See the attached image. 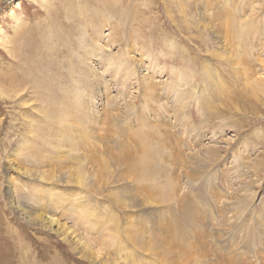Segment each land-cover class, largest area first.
Masks as SVG:
<instances>
[{
    "label": "rangeland",
    "instance_id": "obj_1",
    "mask_svg": "<svg viewBox=\"0 0 264 264\" xmlns=\"http://www.w3.org/2000/svg\"><path fill=\"white\" fill-rule=\"evenodd\" d=\"M225 1L182 0L187 10L193 8L196 17L202 14L206 16L205 20L192 26L186 22L178 0H0V81L4 78L2 83L7 87H20L26 102L25 107H21L0 98V264H51L54 257L62 264H93L94 259L78 255L71 244L58 234L39 227L30 219L33 218L32 215L20 213L9 193L12 187L22 198L25 197L24 201H20L23 206L34 204L30 200L34 194L45 196L40 192L34 193L33 184L25 178L24 170L16 163L12 166L9 159H12V154L18 149L20 142L22 145L25 137L28 140L31 138L30 149L39 151L38 154L45 151L42 136L45 134L46 137H51L53 130L44 122L47 119L42 112L43 105L38 97L33 96L31 87L34 82L41 81L39 84L45 96L55 94V99L61 100L62 96L64 98L63 88H74L72 77L76 70L75 58L83 53L82 42L79 40L85 36L88 41L93 37L101 38V44L99 42L98 45L89 46L94 49H90L91 53L95 52L91 56L92 68L97 76L93 78V82L98 80L90 97L93 102L89 117L92 122L98 120L99 125L88 130L91 134H88L90 139L87 138V146H72L77 152H69L67 147H58L55 143L53 145L59 149L48 152L45 164L66 159L65 156L71 154L76 158L64 164L53 162V165L41 168V171L49 173L63 166L72 169V183L56 185V197H66L68 194L66 198L70 200L63 202L60 208L74 204L80 210L76 208L67 212L59 208L57 218L77 233L90 236L98 243L97 249L102 253H106L107 248L114 245L115 241H120L122 244L119 248L124 249L121 250V259L119 255L117 258L120 264H172L173 260V264H222L220 259L225 258V264L236 263L238 259H241L238 262L242 264H264V92L257 88L259 93H252V86L247 87L245 80L240 79L234 69L218 58V53L224 54L223 48H219L220 44L201 39L208 26L210 38L220 41V37L215 36L216 29H220L232 18L241 28L245 22L255 23L253 29L259 30L261 35L260 44L253 54L256 61L251 60V68L252 74L257 76L255 78L264 79V47L261 45L264 43V0H230L228 6ZM80 28L83 29L82 34ZM47 29H51L50 32ZM231 38L230 42L234 45L230 48L234 54L244 55L238 39L233 36ZM14 49L22 54L21 59L13 57ZM124 51L131 52L132 57H123ZM133 58L137 59L135 61L142 59V64H135L138 73L152 72L153 85H157L156 94L168 105L166 109L156 104L150 110H144L147 126L140 123V110L137 111L143 104L139 77H136L135 82L129 80L126 84L113 67L120 63L119 60L126 63L127 60L133 61ZM174 68H177V73L173 72ZM124 69L126 67L122 72ZM211 71L216 72L212 73L216 80L211 82L210 87H201L202 91H199L204 104L202 114L197 104L184 100L185 96L182 97L183 101L167 93L166 82L182 77L188 83L193 82V91L199 90L198 84L199 87L202 86L206 76L203 74ZM7 77L9 84L6 83ZM109 83L114 84V87ZM131 83H135L134 88H131ZM124 84L128 86L124 87ZM127 87L130 88L127 90ZM189 87L191 91L192 88ZM28 95H32V98H28ZM51 106L45 108L50 112L47 111L49 115L57 107ZM29 121L33 122L29 124ZM28 125H33L37 134H29ZM140 127L148 133L152 130L154 144L149 145V149L153 147L165 150L158 165L167 168L171 179L175 178L184 188L179 196L185 197L194 205L197 204L204 218L203 227L196 228L183 223L179 230H175L176 224L170 223L171 213L166 211L168 204L159 200L156 192L171 179L166 180L163 177L159 181L150 178L140 184L137 179L139 176H133L137 173L135 170L130 172L129 165L125 162L119 165L114 158L110 159L108 151L120 155L131 152L140 156L143 150L148 149L140 142L137 134ZM170 133L175 134L176 141L167 139ZM197 134L204 137V145L207 144L213 150L212 154H208L205 147L202 153L196 150L199 148V144L195 142ZM214 134L216 138L212 139ZM178 139L185 141L184 144H179ZM210 140L213 142L210 143ZM173 152L175 154L172 155ZM178 154L183 159L177 161L174 157ZM84 174L95 185L90 188L81 186L78 177ZM110 175L111 179L108 178ZM148 191L150 192L147 193ZM127 193L138 197L136 201L142 204L140 208L129 211V215L122 208V204L117 205V197ZM144 198H149L150 203L145 204ZM104 206L122 213V216L115 213L113 217L121 223L120 234L113 231L115 224L112 222L104 224L106 230L101 227L98 229V220L110 217L104 213ZM90 208V214H84ZM174 208L177 209V205ZM156 210L161 211L162 215H156ZM149 212H153L152 215H148ZM153 217L158 218L162 228L171 230L169 228L172 227V231L164 229L163 233L158 232L151 236V232L158 229L154 220L150 222ZM144 223L155 225L145 229L146 240L151 236L154 242L150 251L133 240L135 233L144 230ZM185 231V234L180 235ZM248 231L252 233V243L249 242ZM198 233L203 235V239L197 238Z\"/></svg>",
    "mask_w": 264,
    "mask_h": 264
},
{
    "label": "bare ground",
    "instance_id": "obj_2",
    "mask_svg": "<svg viewBox=\"0 0 264 264\" xmlns=\"http://www.w3.org/2000/svg\"><path fill=\"white\" fill-rule=\"evenodd\" d=\"M169 1H176V0H169ZM178 1H179V4H181V12L184 14V16L186 18V22H189L190 24H192V26L193 25L195 26L198 22H201V21H203V20L206 19V16H204L203 14L200 17H196L194 15L193 8H191L190 10H187L186 9V6L184 5V3H182V0H178ZM89 2H90V0H89ZM225 2H226V5L227 6L230 4V0H226ZM71 6L68 5V7H71ZM86 6L88 7V5H86ZM75 10H76V13H77V9H75ZM88 10L90 11V9H88ZM101 11H104V10H101ZM78 12H79V10H78ZM77 16L78 15H76V17ZM85 16H86V14H85ZM106 17H107V15H106ZM77 19H79V16H78ZM83 21H82V23L84 24ZM41 22H42V20H41ZM46 23H45V25H46ZM236 23H237V21L234 18H232L230 20V22H228L227 24H225L226 26L223 25L222 27H220V29L219 28L216 29L217 32H215L216 35L215 34L214 35L220 37V41H218V42H216V40L210 38L211 36L209 34V31H207V28H209L208 26H207V28H205L201 39L204 40V41H209L210 43H212V41H215L214 44H220L219 48L220 47L223 48L222 50H223V53L224 54L218 53L217 54L218 58H220V60H222L227 65H229L232 69H234L237 72V74L240 76L239 78L245 80V82H246L245 84H246L247 87L249 86V88H251V86H252V88H253L252 93H254V94L255 93H259V90L258 89H260V88L264 92V86L262 85L264 83V79L263 78H255L257 76H255L254 74H252L253 70L251 68V65H252L251 60H254L253 59L254 51L257 48L258 44H260V35H261V33L259 32V30L258 31H254L255 29H253V26H255L254 25L255 23H253V22L252 23H247V24L245 22V25L242 28L239 27V25H237ZM261 23H262V21L260 22V24ZM257 24H258V22H257ZM47 26H49V25L47 24ZM80 27H82V26H80ZM95 27H96V25H95ZM97 27H99V26H97ZM112 28H113V26H112ZM115 28H117V27H115ZM47 30H49V29H47ZM50 30H49V32H50ZM81 30H83V29L80 28V34H82L81 33ZM86 34H88V31L86 32ZM232 36L235 37L236 39H238V42L243 47L242 50L244 51V55H235L234 52H233V50H232V48H230V47H232L234 45V44L232 45V43L230 42V39H229ZM77 37H79V36H77ZM85 37H87V36H85ZM85 37H82L81 40H79V38H78V40L82 42V46H83V48H81V47H79V48L84 49V50L82 51L83 53H79L76 56V58H75L74 65H75L76 70H75V76L72 77V85H74V88L72 90L69 89V88H63L62 92H64V98L62 96V99L61 100L55 99V98H53V96L55 94H53V96H51V95L45 96L44 92H42L41 84H39L41 81L39 83L38 82H34V84L31 87V89L34 92L33 96L35 95L36 97H38L39 98V101L43 105V108H42L43 111L42 112L45 114L46 119H47V122L46 121H44V122L45 123H48L49 127L52 128V130H53L52 131V134L53 135L52 136L49 135L51 137L48 138V136L46 137L45 134H43V136H42L44 138L43 139L44 141L42 143H43V147H45V151L44 152L41 151L38 154L39 151H33L32 149H30L29 146L31 145L30 144L31 143L30 142V139L31 138H29V140H28V139H26L27 137H25L22 145H20L21 144V142H20L18 149L15 150V152L12 154V156H11L12 159H9L10 162L12 163V166H14L15 163H16V164H18L20 166V169L24 170V172H25V174H24L25 178L28 179V180H30V182H32L31 184H33L32 185V187H33L32 190L35 191L34 193H39L40 192V193H42L45 196H37V195L34 194L30 200H31L32 203H34L33 205L36 206V207H32L33 205H30V204H28V205L26 204L24 206L21 204L20 201H24V198L25 197L22 198L21 197L22 195L20 196L19 193H18V191H15L14 190L15 188L13 189L11 187L9 193H10L11 198L13 199V202H14L16 208L18 209V211L20 213H22L23 215H28V214L29 215H32L33 218H30V219L33 220L36 224H38L39 227L50 229L53 232H55L56 234H58L64 241H66L69 244H71L72 249L78 255H81L82 257H86L88 259H94L93 264H120L119 262H117V258H118V255H119V257L121 259V254H122V251L121 250H124L122 248L121 249L119 248V245L122 244L120 241H115L114 245L109 246L107 248L106 253L105 252L102 253V252H100L97 249L98 243L95 240L91 239L90 236L89 237H86V236H83L80 233H77L76 230L72 229V227L67 226V224L62 223V221L57 218V216H56V214H58L57 210L63 205V202H65L66 200L69 201L70 198H66L68 196V194H66V197L65 196H59V195H58L59 197H56L57 196L56 195V190H57V186L56 185H60V184H63V183H66V184L72 183V177H73V175H72V169L63 166V167H60L59 169H57V171L56 170H53L50 173L49 172H46V171H41V168L42 167H44L46 165H49V166L50 165H53V164H51L53 162H58V163H63L64 164V163H66L68 161H72V160L74 161V160H76V158L74 157V155L71 154L69 156H65L66 159H62V160L59 159V160H56V161L53 160V161H50L49 163L47 162V164H45V160H46V158H48V156H47L48 155V152L49 151H53V152L54 151H57L59 149L58 147H67L66 149H69V152H77V149L76 148H73V147L82 148L83 146H87V138L89 137V139H90V136L88 134L89 133L91 134V131H88V130L91 129L93 126L95 127V126H98L99 125L98 120L95 119L92 122V121H90V117H89L90 112H92V110H91L90 107H91L92 102H93L90 97H92V92H93V89H94L93 88L94 84L96 83V81L98 82L97 79H96V81L93 82V78L94 77L97 78L96 73L94 72V70L92 68V62H91V60H92L91 59V56H93V54L95 52L94 53H91L92 51L90 49H92V50H94V49L91 48V47H89V46L90 45L94 46L95 44L98 45L101 38L100 37H97V38H94L93 37L92 39L90 38L91 40L89 39V41H88L87 40L88 37L87 38H85ZM78 40H77V42H78ZM231 40H233V39L231 38ZM256 42H258V43L256 44ZM100 44H101V42H100ZM49 45H52V44H49ZM172 45H173V43H172ZM261 45H262V48H263L264 47V43H261ZM107 46H108V44H107ZM174 46H176V45H174ZM208 46H210V45H208ZM39 49L41 50V48H39ZM130 53L131 52L124 51V53L122 55H123V57L124 56L127 57V56H130ZM97 54H96V56H97ZM12 55L15 58H20V59L22 58V54H20V52H18L15 49L12 50ZM100 55H101V53H100ZM130 57H132V56H130ZM93 59H95V58L93 57ZM24 60H26V59H24ZM135 60H137V59H134L133 61L131 60L130 62H128L129 60H127L126 63L123 60H119L118 62H120V63H117L116 65H113V67L116 69L119 77H121V80H123L122 82H124V83L128 82L129 80L135 82L137 80L136 77L137 76L139 77L138 80L141 82V84H140L141 85L140 91L142 92L141 93L142 94L141 98H142L143 104L141 105L142 107L140 109H137V111L140 110V112L138 111L140 113L139 115L141 116L140 123L142 125L144 124V126H147L146 125V123H148L147 122V119H146L145 116H143L144 110L145 111H146V109L150 110L156 104H157L158 107H162L163 109H166V106H168V105H167V102L166 101H164L160 96H158V94H156L157 93V87H155V86H157V85H155V86L153 85L154 84V82H153L154 81V77H153L152 72L142 71L141 73H138L136 71V68H135L136 65L135 64L138 63L140 65V63L142 64L143 62H142V59H140L138 61H135ZM111 61H113V60H111ZM254 61H256V60H254ZM151 62H150V64H151ZM144 64H146V63H144ZM147 65H149V62H148ZM239 66H241V67H239ZM125 67H126V69H124V72H122L123 71V68H125ZM239 68H241V69L239 70ZM171 69H173V67ZM176 69L177 68H174L173 72L177 73V70ZM250 70H251V72H250ZM213 72L216 73L215 71H213ZM213 72L211 71L210 73L207 72L206 74H203V76L204 75H206V76H204L202 86L199 87V84H198V87H197V85H196V87L199 90L196 89L194 91H193V88H194L195 85L193 84V82L192 83L189 82L190 84H192V85H190L188 83V81L186 82L184 80L183 77L182 78H178V80L177 79H172L170 81L168 80V82H166L167 83V85H166V87H167V89H166L167 90V93L169 95H171L172 97L175 96V97H177L178 99H181V100H183L182 97L185 96L184 97L185 98L184 100L185 101L190 100L191 101V102H189L190 104L191 103L197 104L198 110H199V112H201V109L203 108L204 104H203V101L201 99V95H200V92L199 91H202L201 90V87H202V89H206V88L210 87L211 86V82L216 80L215 77L212 76V73ZM104 73H105V71H104ZM183 74H185V73L183 72ZM73 75H74V73H73ZM189 77H187V78H189ZM8 78L9 77L6 78V83L7 84H9V82H7V79ZM221 78L222 77H220V79ZM3 79H2V82H3ZM121 80H119V81L121 82ZM2 82L0 81V98L3 99L4 101H8V102H11V103L13 102L12 105L13 104H18V106L25 107L26 102L24 100V96H23L24 95L23 94L24 92H23V90L20 87H14V86H13L14 88L7 87ZM126 84H124V87H125ZM131 84L133 85V87H131V88H134V84L135 83L134 84L131 83ZM21 85L23 86L22 83H21ZM110 85L114 87V84H110ZM119 85H120V83H119ZM126 86H128V85H126ZM189 86H191V88H192L191 91H189V89H188ZM128 88H130V87H127V90H128ZM186 88L188 89L187 91H186ZM24 89H25V87H24ZM48 89H50V88H48ZM115 89L117 90L118 88L116 87ZM50 90H52V89H50ZM57 90H58V88H57ZM134 90H136V89H134ZM52 91H54V90H52ZM100 91H102V90H100ZM107 91H108V89H107ZM129 91H130V89H129ZM197 91H198V93H197ZM26 92H28V90ZM94 92H96V91H94ZM116 92H115V94H116ZM139 92H137V93H139ZM30 94H31V92H30ZM30 96H32V95H30ZM30 96L28 98H30ZM57 96H58V94H57ZM113 96H114V94H113ZM134 96L136 97V95H134ZM131 97H133V96H131ZM156 98H158V99H156ZM111 99H112V96H111ZM181 100H179V102ZM104 101H105V99H104ZM99 104H101V103H99ZM27 106H29V105H27ZM46 106H51V107L57 106V107L56 108H53V109H55V112L52 115H49V114H47V111L48 110L46 111V109H45ZM95 106H98V105H95ZM134 106H135V104H134ZM21 107H19V108H21ZM122 107H123V105H122ZM135 108H134V110H136ZM127 110H129V109H127ZM94 111L96 113V110H94ZM115 111H117V110H115ZM44 114H43V116H44ZM125 114H126V112H125ZM201 114H202V112H201ZM137 115H138V113H137ZM121 117H123V116H121ZM30 122H33V121H29V124H30ZM122 124H124V123H122ZM126 126H128V125H126ZM104 127H105V125H104ZM27 130H28V133L31 134V135L36 132V128L33 125L32 126L31 125H28ZM151 132H152V130H150L149 133L148 132H145V129L142 128V127H140V131L137 133V134H139L140 142L143 143L147 148H148L149 145L154 144V142H153L154 141V137L152 136ZM200 133L202 134V132H200ZM35 134H37V133H35ZM199 134H197V136L195 137V142H197L199 144V148H197L196 150H198L200 153H202L204 151V147H205L207 153L208 154H212L213 153V150L211 148H209L207 144L204 145V137L202 138V136H200ZM174 136H175L174 133H170L167 136V139L170 140V141H176ZM215 138L216 137H215V134H214V136L212 137V139H215ZM177 141H178L179 144H184V142H185V141H180V139H178ZM212 142H213V140H210V143H212ZM54 143L58 147H55L53 145ZM44 144H49V146H45ZM46 147H50L52 150H50V148L47 149ZM164 151L165 150H160L159 148H153L152 147L151 149L148 148L145 151L143 150L142 151V155H140V156L139 155H136V154H132L131 152H125V153H122L121 155L120 154H112V152H109V151L107 153H109L110 159L111 158H114V160L119 165L121 163H123V162H125L126 165H129L128 166V169L130 170V172H133L135 170L137 173L135 175H133V176L138 175L139 177L137 179H138V181H140L139 183L141 184V182H143L144 180H149L150 178L153 179V180H159V181H160V179H163V177L165 179L167 178L166 180H169V179L172 178L170 176V173H169V171H168L167 168L160 167L158 165V161L161 158H163ZM173 154H175V152H173L172 155ZM111 155H112V157H111ZM179 155L180 154L175 155L176 157H174L177 161L183 159L182 157H179ZM237 158L239 159V157H237ZM122 160H124V161H122ZM82 163H83V160L81 159L80 160V164H82ZM25 166L29 167V169H27ZM145 176L147 177V179H145ZM108 178L111 179L112 178L111 175ZM156 178H158V179H156ZM91 181L92 180H88L87 179V176L85 174L84 175H79V177H78V183L81 186L86 187V188H88V187L90 188L91 186L95 185ZM11 183H13V182H11ZM178 183H179V181L177 182L176 179L173 178V179L169 180V182L167 184L165 182V185L161 188V190L156 192V194H159V200L163 201L165 204H168L167 207H166L167 208L166 211L168 210L171 213V222L170 223L176 224L177 228L174 227L175 230H179L183 223L188 224L189 226H195L196 228L197 227H203L204 226V218H203V215H202L201 211L198 209L197 204L194 205L191 201H189L185 197H180L179 196V194L182 195V192H183V189L184 188L181 186L180 183L178 185ZM15 185H13V187ZM53 186H55V187H53ZM17 187H19V186L17 185ZM39 188H42V189H39ZM156 189H158V188H156ZM125 191L128 192L127 189ZM149 192L150 191H148L147 193H149ZM123 196L122 197H117V205L119 204L121 206V204H122V208L124 207V210L126 211V213L128 215H129V211L136 210V209H138V208H140L142 206V204H139L136 201L138 197H136L135 195H132L131 193H127V194H125ZM21 198L23 200H21ZM143 200H144V203L145 204H149L150 203V199L149 198H144ZM236 203H238V202H236ZM85 205H87V207H88V203H86ZM174 205H177V209L174 208ZM89 206L92 207L90 202H89ZM104 207H106V209H104L105 210L104 213L110 215V217L109 218H102V221L98 220V229H99V227H101L102 230H106L104 228V224L105 223H108L109 224L110 222H112V223L115 224L114 227H113V231H115L116 233L120 234V225H121V223L120 222H117L113 218L114 215H115V213H118V212H114L112 209H110L109 208V207H111L110 205H109V207H107V206H104ZM76 208L80 210V207H76ZM76 208H75V205L74 204H71V205L69 204L67 207H64L62 209L60 208V209L62 211H67V212L70 211L71 212L72 210H75ZM91 209L92 208L88 209V212L87 213H84V214H88V213L90 214ZM41 212H45V214H42ZM155 212H156V215H162V212L159 211V210H156ZM152 213L153 212H149L148 215H152ZM118 214H121V216H122V213L121 212L118 213ZM143 215L145 216L144 213H143ZM116 217H118V216H116ZM139 217H140V215H139ZM150 217H152V216H150ZM81 219H84V218L81 217ZM98 219H100V218H98ZM153 220L157 224L158 229L155 230V231H152L151 232V236L155 235V233H158V232L160 233V232L164 231V229H166V228H162V224L159 222L158 218H154L153 217L152 221H150V222H153ZM242 220H243V218H242ZM131 221H132V219H130V222ZM108 224H106V225L108 226ZM246 225H245V227H246ZM153 227H155V225L153 223H150V224L149 223H144V230L143 231H140V232H137V233H135L133 235L134 236V238H133L134 242L137 245L139 244L140 246L146 247L147 248V251H150L152 249L154 242H152V237L151 236L148 238V240H146V234L147 233L145 232V229H147V228L150 229V228H153ZM169 229H171V230H168V229H166V230L172 231V227H170ZM245 229H247V228H245ZM251 231H248V232H250L248 234V238H249V242L250 243H252V241H253L252 240L253 239V236H252ZM186 232L187 231L181 232L180 235L181 234L183 235ZM234 233H235V231H234ZM197 235H198L197 238L199 240L200 239H203V235L202 234H199L198 233ZM234 236H235V234H234ZM234 236H232L233 239H234ZM246 238H247V236H246ZM207 239H209V238H207ZM248 249H249V247H248ZM216 250H218V249H216ZM218 252L219 251H217V253ZM254 252H255V250H254ZM210 253H211V251H210ZM101 254H102V256H101ZM238 255L236 257H238ZM219 256H217V257H219ZM221 258H224V257H221ZM219 259H220V257H219ZM259 259H260V262H261V256L259 257ZM259 259H257V260H259ZM220 260H221L220 262L222 264H225V262H227L226 258L225 259H220ZM240 260L241 259H238V260H236L237 261L236 263L233 262L231 264H242V262H238ZM173 262H175V261L173 260ZM173 262H172V264H173ZM228 263H229V261H228ZM262 263H264V262L262 261ZM51 264H62V262H60L57 257H54V258H52Z\"/></svg>",
    "mask_w": 264,
    "mask_h": 264
}]
</instances>
